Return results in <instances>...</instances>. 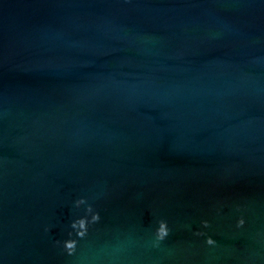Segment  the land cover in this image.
I'll use <instances>...</instances> for the list:
<instances>
[{
    "label": "water",
    "instance_id": "water-1",
    "mask_svg": "<svg viewBox=\"0 0 264 264\" xmlns=\"http://www.w3.org/2000/svg\"><path fill=\"white\" fill-rule=\"evenodd\" d=\"M0 264H264V0H0Z\"/></svg>",
    "mask_w": 264,
    "mask_h": 264
}]
</instances>
